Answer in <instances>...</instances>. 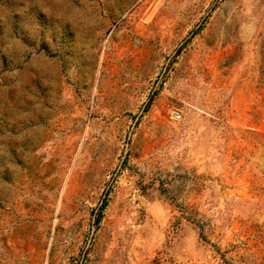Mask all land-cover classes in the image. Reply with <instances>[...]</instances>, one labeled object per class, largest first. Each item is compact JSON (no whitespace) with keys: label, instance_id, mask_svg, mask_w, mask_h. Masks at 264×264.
I'll list each match as a JSON object with an SVG mask.
<instances>
[{"label":"rangeland","instance_id":"374dc122","mask_svg":"<svg viewBox=\"0 0 264 264\" xmlns=\"http://www.w3.org/2000/svg\"><path fill=\"white\" fill-rule=\"evenodd\" d=\"M0 264H264V0H0Z\"/></svg>","mask_w":264,"mask_h":264},{"label":"trees","instance_id":"16d2710c","mask_svg":"<svg viewBox=\"0 0 264 264\" xmlns=\"http://www.w3.org/2000/svg\"><path fill=\"white\" fill-rule=\"evenodd\" d=\"M103 209H104V206H103V207H101L100 213H99V215H98V217H97V222H99V221H100V219H101V216L103 215Z\"/></svg>","mask_w":264,"mask_h":264}]
</instances>
